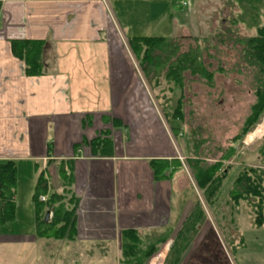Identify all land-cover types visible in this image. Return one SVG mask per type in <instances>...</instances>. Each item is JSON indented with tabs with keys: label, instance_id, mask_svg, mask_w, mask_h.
<instances>
[{
	"label": "crops",
	"instance_id": "1",
	"mask_svg": "<svg viewBox=\"0 0 264 264\" xmlns=\"http://www.w3.org/2000/svg\"><path fill=\"white\" fill-rule=\"evenodd\" d=\"M167 2L0 0V164L16 165L13 222L18 163L31 162L33 176L27 187L33 224L18 227L20 234L9 233L13 222L0 226V264H57L47 256L53 244L37 238L32 197L41 175L51 191L61 167L71 170L69 191L76 201L73 244L85 250L73 264H108L110 252L111 263L119 264L125 231L135 233L144 248L156 246L144 264H168L172 255L170 264H230L215 225L191 223L198 213L196 200H189L193 183L174 166L167 125L147 96L135 94L137 85L143 90L127 40L163 38ZM183 3L172 0V8ZM179 31L188 35L184 27ZM13 42L41 44L40 74H26L29 67L13 55ZM254 131L240 143L258 141ZM161 161L173 167L158 169ZM156 169L163 178L155 179ZM59 191L62 182L53 193ZM242 240L234 252L243 248ZM93 248L100 259L93 260Z\"/></svg>",
	"mask_w": 264,
	"mask_h": 264
},
{
	"label": "rangeland",
	"instance_id": "2",
	"mask_svg": "<svg viewBox=\"0 0 264 264\" xmlns=\"http://www.w3.org/2000/svg\"><path fill=\"white\" fill-rule=\"evenodd\" d=\"M167 4L169 10L171 9L168 13L170 20L160 37L169 39L177 36L180 50L178 55L193 51L192 55L198 63L199 61L202 63L209 74H213V78H209V83V80L184 72L181 75L182 87H175L172 80L165 76L168 63H162L156 72L143 73L135 60L136 81L140 83L145 93L139 91L137 85L135 94L137 97L147 96L167 125L178 159L174 166L181 167L180 169L193 183L195 194L189 190L191 198L187 197L189 200H196L195 208L198 213L195 212L197 215L191 223L215 225L217 238L226 249L229 256L227 254L224 256L230 264L234 262L264 264V229L251 228L254 219L253 202L256 201L249 197L233 206L228 196L233 180L241 169L256 168L259 163V150L264 142V116L250 131L252 133L255 130L254 135L260 139L256 137L258 141L254 140L249 146L246 141L243 144L239 143L233 157L221 164V171L225 169L226 176L220 180L214 198H207L206 191L198 189L193 176L197 167L213 166L232 145L233 138L243 131L250 107L255 101L256 89V71L245 66L241 59L245 48L243 41L249 36H254L257 29H264V0H234L232 3L225 0H185V6H177L176 9L172 8V0H168ZM129 10H135L137 15L142 11L139 6L132 5ZM174 14L177 26L172 30ZM181 27H184L188 35L179 34ZM115 36H118L117 39L123 46L124 40L121 36L117 34ZM149 36L155 37V34ZM179 101L182 105V120L170 121L169 115L173 114V109ZM259 127H263V130ZM178 129L182 131L179 132ZM18 164L20 168L17 174L20 182L16 201L18 212L11 225L12 229H9L11 234H20L18 227L33 224L31 205L27 196L28 181L32 183L33 178L32 163ZM50 184L52 188H56L61 185V179L54 178L53 182L50 180ZM52 188L50 194L55 189ZM56 194H62V191ZM45 215L41 217L44 220ZM50 219L49 214L48 221ZM240 239H243V248L234 252L239 246ZM46 241L53 244L47 256L48 254L50 257L54 256L57 264H60L61 258L73 264L81 257L80 253H85V250L73 244L74 241ZM66 243L69 244L68 249L64 247ZM90 251L93 260L100 259L99 250L93 248ZM105 255L111 256H107V262L112 264V252ZM174 259L175 256L172 255L168 264L173 263Z\"/></svg>",
	"mask_w": 264,
	"mask_h": 264
},
{
	"label": "trees",
	"instance_id": "3",
	"mask_svg": "<svg viewBox=\"0 0 264 264\" xmlns=\"http://www.w3.org/2000/svg\"><path fill=\"white\" fill-rule=\"evenodd\" d=\"M244 56L241 58L245 66L252 67L256 71L255 101L250 107L243 131L232 140V145L225 154L211 167H197L193 174L198 189L205 190L206 197L211 199L219 189L220 180L226 176V170L221 171V164L228 161L236 152L239 143L244 136L258 124L264 116V29L255 31L254 36L247 37L243 41ZM127 46L134 59L139 63L142 72H156L162 63H168L165 76L171 79L175 87H182V74L190 72L192 75L209 80L213 74H209L202 63L192 55L193 51L178 55V40L164 38H130ZM41 44L22 42L12 43V53L15 57L23 59L28 65L27 75L40 74L39 55ZM34 68H38L39 71ZM210 83V80L208 81ZM182 105L177 102L173 114L169 120L180 122ZM166 117V116H165ZM177 131L181 132V129ZM238 146H235V144ZM49 156V153H47ZM260 157L256 168L246 167L236 175L232 187L228 192L229 201L236 206L245 199L253 198V226L257 229L264 228V142L259 150ZM50 157V156H49ZM175 165V164H174ZM158 169H170L173 167L167 162H159ZM154 167V166H153ZM154 170L155 179H161V175ZM70 172V173H69ZM59 178L62 182V194L48 193L47 181L43 175L39 177L38 184L32 197L35 212V227L37 238L41 240H75V211L76 201L71 196L69 186L71 182V170L60 168ZM15 188L16 165L12 161L0 164V226L13 222L15 217ZM47 196V197H45ZM40 197H45V202H40ZM49 212L51 219L44 222L41 217ZM156 246L144 248L137 235L131 231L120 234V261L119 264H144L157 252Z\"/></svg>",
	"mask_w": 264,
	"mask_h": 264
},
{
	"label": "built area",
	"instance_id": "4",
	"mask_svg": "<svg viewBox=\"0 0 264 264\" xmlns=\"http://www.w3.org/2000/svg\"><path fill=\"white\" fill-rule=\"evenodd\" d=\"M102 2H105V3H107L108 2V0H101ZM183 5H185V3H183ZM244 143V142H243ZM40 202H45V197H40Z\"/></svg>",
	"mask_w": 264,
	"mask_h": 264
},
{
	"label": "water",
	"instance_id": "5",
	"mask_svg": "<svg viewBox=\"0 0 264 264\" xmlns=\"http://www.w3.org/2000/svg\"><path fill=\"white\" fill-rule=\"evenodd\" d=\"M48 217H49V212H46V215H45V222H47L48 221Z\"/></svg>",
	"mask_w": 264,
	"mask_h": 264
}]
</instances>
